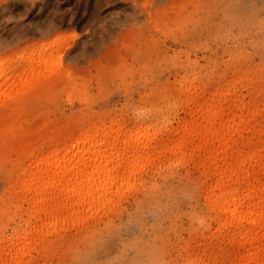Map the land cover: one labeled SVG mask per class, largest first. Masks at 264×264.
<instances>
[{
	"label": "rangeland",
	"instance_id": "rangeland-1",
	"mask_svg": "<svg viewBox=\"0 0 264 264\" xmlns=\"http://www.w3.org/2000/svg\"><path fill=\"white\" fill-rule=\"evenodd\" d=\"M26 69L41 81L27 73L37 95L10 121L22 133L0 143L1 247L34 222L18 170L87 135L98 150L107 135L88 131L106 128L128 140L118 152L151 150L154 165L120 171L127 184L113 205L76 212L25 264L242 262L245 248L223 239L205 195L206 146L189 135L216 105L235 147L264 161V0H0V78L16 86Z\"/></svg>",
	"mask_w": 264,
	"mask_h": 264
},
{
	"label": "bare ground",
	"instance_id": "bare-ground-1",
	"mask_svg": "<svg viewBox=\"0 0 264 264\" xmlns=\"http://www.w3.org/2000/svg\"><path fill=\"white\" fill-rule=\"evenodd\" d=\"M39 50L31 49L30 53H37ZM27 70L21 73V79L17 85L10 88L7 86L9 77L1 76L0 78V143L15 135L16 130L17 135L22 133V129L19 126L17 128L10 121L15 119L13 116H18L17 110L26 100L31 101L32 97L37 95L31 85L35 80L31 81L33 79L28 78L34 76L36 79L39 75L35 71H32L30 75ZM38 78L40 80V76ZM219 109L216 105L211 106L201 122L192 125L189 135V138L198 139V147L206 146L204 158L210 161V166L214 170L213 175L211 174L214 176V182L208 186L205 195L215 210L216 228L225 231H222L223 234L215 233L218 235L216 238L222 239L219 238L221 234L227 242L244 247L245 254L239 260L242 264H264V161L257 160L261 154L259 150L247 154L244 150L237 149L239 141L230 136L232 125L217 120L220 118L218 115H222L220 112L223 108L221 111ZM241 118L240 121H242ZM111 130L113 128L108 131ZM91 131L89 130L88 134L107 135V139H103L97 145L98 150L90 144V135L83 139L82 145L68 144L64 140L66 144H63L61 149L53 145L47 155L35 160L39 157L36 153L32 156L34 159H31L32 162L35 161L30 166L25 164L26 167L18 170L15 191L30 205L29 213L34 222L38 220L42 222L37 227L29 220L28 226L14 237L15 241L12 238L9 244L0 246V264L28 263L32 254L29 250L34 249L37 244L43 245L44 249L47 234H50L51 230L60 229V226L69 222L76 212L86 213L93 208H108L113 205L122 195L123 183L127 184V181L120 180V171H125L127 166H130L129 178L142 169L141 164L146 163V167L147 164L154 165V162L148 161L149 156L146 155L150 154L151 148L148 153H144V156L140 150H136L134 154L131 152L132 157L129 158L131 154L125 151L126 148L122 149L124 153L118 152L117 145L119 141L121 143V140L118 139L119 141L115 142V139L119 137V133L114 134L115 130L114 133H108L106 128ZM122 139L125 141L126 138ZM127 142L126 139V144ZM146 144L147 142L144 145ZM181 144V142L176 143V148L180 149ZM24 146V142L19 143L18 157L20 159L28 156ZM175 146L172 148L175 149ZM120 147L123 148L122 145ZM130 147H133V143ZM104 148H107V153L100 155ZM133 150L132 148L131 151ZM141 157L144 159L143 163ZM231 159L233 162L230 161ZM149 160L153 161L152 156ZM124 162L128 164L124 165ZM26 237H30V240H26ZM2 241L3 236H0V242Z\"/></svg>",
	"mask_w": 264,
	"mask_h": 264
}]
</instances>
